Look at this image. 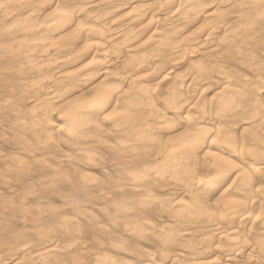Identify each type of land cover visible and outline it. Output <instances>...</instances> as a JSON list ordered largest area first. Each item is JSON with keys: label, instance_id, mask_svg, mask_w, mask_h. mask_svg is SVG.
<instances>
[{"label": "bare ground", "instance_id": "6f19581e", "mask_svg": "<svg viewBox=\"0 0 264 264\" xmlns=\"http://www.w3.org/2000/svg\"><path fill=\"white\" fill-rule=\"evenodd\" d=\"M45 1L47 3H45ZM43 2L44 4H48V2H50L51 5L55 4L56 7L53 10L49 11L47 14L44 13L45 15H42V12L44 11L43 8L45 6ZM129 7L133 8L131 13H128L127 15H120V13L124 9ZM198 21L200 22V25L198 26H200L203 35L200 34L201 32L197 33L198 35H194V33L192 34L190 31ZM189 31L190 33H188ZM256 44L262 45V47L264 45V0H0V61L3 60L2 62H4V65L0 66V92L1 94H3L2 92H4V95H7L6 97L11 99H14L16 97L21 99L23 96H29L33 99V105H39L41 108L46 110V108H50V106H54V104L58 102H56L55 100L56 96H61V94L65 93L67 89L73 88L86 81L87 79L91 80L93 77L99 76L101 82L99 83V86H97L100 87V91H97L91 96V98H88V100H81L78 102L76 101V103L73 102L71 104L66 103V105L62 109V115H60V117L56 119L58 124L60 125L57 126L58 131L61 133L62 130H66V133H68V136H70L69 138H71L75 142L77 140L78 142L81 141V139L79 140L80 133L85 132V130H88V132L94 131L96 132V135H110V133H113L112 130L118 133L128 131V137L124 138L123 140L131 137L134 141L132 143L133 145L134 143H136L139 146L142 145L141 148L144 147L145 150H153V152H151L155 155H152L154 158L150 162H143L142 164H140V167L138 169H135L133 165V168L135 170L133 169L128 171L133 172L131 178H133L134 175L136 177L138 176L140 177L139 181L140 179H142V182L145 181L146 178H149L151 174H153L154 178L157 175L160 181L163 180L167 182V184H169L166 187L164 186L159 188L158 195L156 194V196L152 197L151 200L149 197H151L152 192L149 188L153 189L156 185L152 187L147 186L149 191H143L145 194L142 193V196L146 195V203L148 206V201H151L152 206H155L154 203L159 202L160 200L163 204L165 203L163 205L159 202V204L161 205V210L166 205V210L168 208V211L172 213H170L169 215H173L174 217L173 218L169 216V218H172V220L174 219V222L169 219L171 220L170 222H172V224H167L165 222H162L161 220L159 221L165 223V226L163 227H169L168 230L170 231L171 229L173 231L171 239H165L166 241H163V239L165 238L163 235H160V233L158 235L156 233H153L154 235L156 234L157 237H164L163 239L161 238V243L159 241V245L163 244L164 246H167V249H161L162 252L163 250H166L167 252L166 254L165 252H163L165 255L162 254L164 259L169 260V258L171 257V262H169L170 264H264V102H262V100L264 101V77H262L264 72H261V70L264 68L261 69V67H259L261 65V62L260 65L258 62H255V64L258 63V66L256 67L257 64L255 65L257 69L254 67V55H257L254 54V51L257 49ZM226 47L231 48V54H228V57H230L234 53L235 55L233 56H236L235 59H238L239 62L244 64L245 67L250 70L248 73L241 74L242 71H246L247 69H241L243 66H240L239 64L237 65H239L240 68H230V70L232 69L233 71L234 69L237 72L232 74L227 73L229 67L226 68L227 71L224 72L223 70L225 69L223 68L222 70V65L219 64V62L223 64V66L225 64L223 63V60H221L222 57L219 62L217 61L221 68L217 65V62L216 65L207 62L209 61L207 59L208 55L214 54L217 51L221 52L220 50L227 49ZM258 49L262 50L264 49V47H260ZM258 49L255 53H257V51L260 52V50ZM263 52L264 51L262 50V53ZM199 55L203 56L202 60L204 59V55H206V62L201 61V66L198 65L200 62L191 61L189 67L184 70V73L182 71L183 74L180 76L178 75L180 78L176 76L178 78L177 79L172 76V74L181 67L183 61L186 62L192 60L195 56ZM216 58L219 59L220 57ZM231 58L233 57H230V59ZM214 60L212 59L213 62ZM233 60L229 62L227 61L226 63H234ZM225 61L226 60H224V62ZM195 62L197 63V68L195 66ZM212 65L215 67H213ZM232 65L229 66L231 67ZM234 65L237 66L236 64ZM193 66L195 68H193ZM112 67H115L116 69L114 68L113 70H111ZM258 67L261 70H259ZM262 67H264V62L262 64ZM259 71L262 75L258 74ZM249 73H254L255 75H252H254L256 79H250L251 75L249 76ZM171 76L172 80L170 79ZM173 77L175 79H173ZM220 78L224 81L223 83H221L222 81L220 82ZM252 81L254 82L252 83ZM199 84H201V86L203 87L201 91H199ZM122 91L124 93L121 94ZM209 96H212L210 101L208 100ZM182 98L185 102H183L184 105L176 107L177 102L176 104H174V99L182 100ZM1 100L2 99H0V101ZM21 100H23V98ZM181 100L180 103L182 102ZM207 100L209 101V105L207 103ZM17 103L21 104V101H17ZM20 104L18 105V107L20 106ZM161 104L170 106V108L168 109V107H166L167 110L164 111L162 110ZM33 105L32 107L35 106ZM14 106L16 108V104H13V107ZM118 107L122 109L123 113L120 111L119 112L123 114V117L121 120H119L120 117H118V122L111 125L113 129L111 130L110 128L109 130V128L107 129L106 123L108 118L107 115L104 116V114L109 109H117ZM35 112L33 114H35ZM41 113H43V111ZM47 113H49L48 110ZM132 114L136 115V119L132 120L133 117L130 118ZM38 115L41 114L39 113ZM2 116L3 115H1V117ZM116 116H118V114ZM18 118L15 120L19 121ZM50 118L51 116L49 117L48 115L43 114V122L39 126V131H55L54 129L56 125L54 124V122L56 121L53 120V122ZM235 119L238 120V123H236L235 125L232 124L231 126L229 123H231ZM37 121L38 123H40L39 120ZM114 121L116 120H113V122ZM151 123L159 125H155L158 128L152 127L153 124L151 125ZM25 124L21 125L20 129H22V133H24L26 137H29L31 133V126H27ZM243 125H248L249 127L246 129L243 128ZM10 128L12 129V127ZM16 129H19V127H17ZM83 134L85 135L81 134V138L83 136H90L87 133ZM57 136L59 135L57 134ZM118 136L120 135L118 134ZM124 136L126 135L124 134ZM168 136L170 137L167 138ZM107 137L110 138V136ZM42 138H44V136ZM49 138L50 136L47 138V140H49ZM88 138L90 139V137ZM85 139L87 138H83V140ZM47 140L45 139V144L49 142ZM100 140L98 139L97 142H105ZM27 142L29 143V141H26V143ZM82 142L80 143L81 145L83 144ZM122 144L121 146L124 145ZM26 145L27 144H25V147L22 148L24 149V152L29 153L28 147ZM154 149L158 151L157 154L154 153L156 152L154 151ZM87 150L89 149L87 148L86 151ZM91 150L92 149L90 148V151ZM102 150L104 149L102 148ZM132 150L134 152V149ZM133 155L135 154L133 153ZM144 156L141 157L142 160ZM0 157L2 158L3 156ZM25 159H23L22 163H24ZM4 160L5 159L2 158V161ZM28 160L29 157L27 160H25V169L28 167ZM13 162L11 164H13ZM135 162L136 161H134V163ZM137 163L139 162L137 161ZM88 164H90L89 161ZM6 165L9 164H5V166ZM13 165L16 166L15 164ZM1 166L3 167L2 163ZM199 166L202 168L201 171H198L197 169L198 172H194V169ZM129 167L132 168L131 166ZM6 169L8 170V167ZM16 169L19 172L20 166ZM3 170L5 171V169ZM9 171L10 169L7 172ZM24 171L26 172V170ZM48 172L51 173L50 170H48ZM6 175H8V173ZM10 176L8 179L10 180V182H12ZM2 177L3 176H1V179ZM6 177L7 176L3 178ZM25 177L27 178V176H25L24 174V178ZM72 177L74 179V176ZM231 178H233V182L228 184ZM14 179L16 180L17 177ZM14 179L13 181H15ZM18 180H16L15 182H17ZM155 180L153 182H156ZM3 181L4 180L2 179L1 182ZM6 181L8 182V180ZM63 181H65L66 183L67 180ZM141 181L139 182L140 184ZM171 181H173L172 183H174L173 187L170 184ZM135 182L137 181L135 180ZM5 183L6 182H4V184ZM11 185L13 184L10 183V186ZM49 185L53 184L50 183ZM16 186L18 187L19 185L16 184ZM26 186L27 185H25L24 188ZM5 187H7V185ZM14 187L15 186H13L12 189H14ZM0 188H2L1 185ZM26 188H28V186ZM26 191L27 190H25V192ZM31 192L32 191L30 190V193ZM21 194L23 195V193ZM114 195H117V193H114ZM3 196L5 201V198L7 197H5V194H3ZM13 196L15 197V195ZM27 196L29 197V193ZM179 196H183V198L181 197V199H178ZM155 197L158 200H154ZM0 198L2 199V197ZM69 198L70 197H68V199ZM108 198L111 199L112 197L108 196ZM113 198L119 199L120 197L116 198L115 196H113ZM21 199L24 200L25 198ZM175 199H177V201L174 202L173 200ZM12 200H16V198H13ZM18 200H20V198ZM78 200L82 199L78 198ZM11 201L9 204H11ZM122 201L118 202L122 203ZM132 201L134 202V200ZM80 202L73 203H77L78 206V203ZM0 204L2 205L1 201ZM9 204L4 205H7L6 207L8 208ZM26 204L28 205V200ZM123 204H126V202L122 203V205ZM36 205L34 204V206ZM39 205H42V202H40ZM144 205H142L140 208H142ZM79 206L81 207L80 204ZM115 206H117V203ZM4 207L2 208L5 209L6 207ZM33 207L31 206V209ZM40 207L42 209L44 206ZM80 207L78 209L76 207L75 209H73H77L79 212H83L82 208ZM11 209L12 208H9V210L12 212L13 210ZM15 209L19 210L18 208ZM38 209L42 211L39 206ZM143 209L145 208L143 207ZM2 210L0 208V212ZM51 210L53 213L55 212L53 211L55 209ZM84 210L85 212L87 211L85 208ZM128 210L126 212H128ZM25 211L26 209L24 208L21 212L24 213ZM59 211H61V208ZM76 211L72 210V212H74L73 214H75ZM113 211H117V208ZM123 211L125 210L123 209ZM117 212L119 214V211ZM130 212L132 213L133 210H131ZM10 213L8 214L9 216ZM57 213L59 212L57 211ZM89 213L91 214V212ZM44 214L46 215V213H43V215ZM61 214H59V219L62 218V221H59V223L66 226L69 224L71 225L74 219H68V217H71L70 215L67 218L66 216L62 217ZM8 215L6 216L8 217ZM29 215L31 216V213ZM82 215L84 216L85 214ZM2 216H0L1 220L2 218L4 219V217ZM117 216L120 217L119 215ZM117 216L115 215L116 218ZM31 217H33V215ZM73 217H75V215ZM137 217H139V215ZM140 218L142 217L140 216ZM112 219L115 218L113 217ZM135 219H132L134 220V223L136 222L132 225H139L140 222L137 219L135 221ZM54 220L52 224L56 222ZM46 221H44V224ZM76 221L74 220L73 222ZM137 221L139 223H137ZM13 222L15 221L13 220ZM33 222L35 221L33 220ZM33 222H30V224H34ZM114 222L116 221L114 220ZM16 223L17 225H20L18 224V222ZM130 223H132V221ZM143 224L145 223L143 222ZM143 224H140L141 227H145L142 226ZM47 225L50 224L47 223ZM62 225H59L60 227L58 226L59 229H62ZM147 225L148 224L146 223V227L144 229L139 228V226L137 227V225L136 227H132L135 229L139 228L138 230H145L149 226ZM73 226L77 227L76 224ZM73 226L71 227L73 228ZM100 227L97 228L101 230ZM21 228L22 231H24L23 225ZM26 228L25 230H27ZM102 228H105V226H102ZM154 228L156 227L152 226V230L148 228L147 229L153 232ZM18 229H20V227ZM9 230L10 229L8 225L0 222V244L1 241H4L3 235L11 233L12 230ZM13 230L15 231L16 229ZM41 230L44 231L43 229ZM83 230H85L87 234L88 229ZM104 230L103 233L106 232L107 228H105ZM67 231L69 232V229ZM130 231L128 232L132 234ZM140 231L136 232V234H139ZM146 231L147 230H145V232ZM164 231L166 232V230ZM169 231L167 233H169ZM109 232L108 234L105 233L106 235L104 236H108ZM111 232L113 231L111 230ZM151 232L150 234H152ZM15 233H11V236H8V239L10 240L12 235H14ZM18 234L16 235L19 237ZM111 234L112 233H110V235ZM95 235L97 234L95 233ZM78 236H80V233L79 235H77V237ZM38 237H40V235ZM69 237L71 238L72 235H69ZM29 238H26V240ZM65 238L67 237L65 236L64 239ZM96 238L100 237L96 236ZM16 239L18 241V238ZM78 239H80V237ZM153 239H155V237ZM11 241L12 240H10V242ZM38 241L40 240L38 239ZM70 241L71 240H69V242ZM74 241L78 240L76 239ZM74 241L72 242L73 245H69L66 240L68 244H63L65 246L61 247L58 245V242L56 243L53 240L45 239L44 244L46 245L41 246V242H38L40 244L39 247H37L38 249L32 250L31 252H29L28 249H25L24 245L20 244L22 242H20L19 245L21 246L19 248H13L14 246H12L13 251L15 252L13 253L12 260L14 264H52L50 263L51 261L56 263V260H51L50 262L48 261L49 263H47V260H49V257L54 256L58 250L59 253L57 254H60L61 249L64 250V252H68L71 248H74ZM109 241L113 242L111 239H109ZM32 242H29L31 243L30 247L31 245L35 244V241L34 243ZM114 242L112 244H115ZM183 242H185L186 244H184L185 247H181L179 250H177L176 246H181V243ZM187 242L192 243H189L190 245H187ZM106 243L108 245L110 244L109 242H105V244ZM120 243L122 242L120 241ZM95 244H93L92 246H94ZM116 244L118 245L119 243L117 242ZM98 245L99 244H97V246ZM163 245L161 246L163 247ZM158 246L156 247L158 248ZM22 247L25 250L21 249ZM88 247L89 246L80 243L76 248L83 253L84 251H87L89 249ZM135 247L136 246H134V248ZM3 248L5 249V247ZM12 248H6L7 250H10L6 252L11 253ZM120 249L122 250V247ZM119 250L117 249V251ZM108 251L109 250H107V252ZM6 252L1 251L0 264H11L9 262L11 260L6 257L8 255ZM93 252L94 251L89 252V254H93ZM177 252V255L170 256L171 254L173 255ZM94 253L95 254L93 259L95 260L96 264H160L155 262V259L151 257L147 258L146 260L143 259V262H139L138 259V261L134 259L135 257L133 259H126L122 256V258L125 259H118L115 255V257L107 256L109 254L106 255V253L103 252L102 255L99 252L98 247L96 248ZM125 254L128 253L125 252ZM10 255H12V253ZM75 255L73 254V256ZM111 255H113V253ZM146 257L144 256V258ZM52 258H59V262L61 261L60 256L58 258H55V256ZM75 258L72 259V256L71 258L69 256V259L75 260ZM83 260H85L86 262L87 259L83 258ZM89 260L90 258H88V261ZM77 261H70V263L75 264L78 263ZM95 262L93 264H95ZM60 264H63L62 261ZM64 264H66V262H64Z\"/></svg>", "mask_w": 264, "mask_h": 264}, {"label": "rangeland", "instance_id": "374dc122", "mask_svg": "<svg viewBox=\"0 0 264 264\" xmlns=\"http://www.w3.org/2000/svg\"><path fill=\"white\" fill-rule=\"evenodd\" d=\"M45 3H47L46 1H45ZM50 2H48V4H44V2H43V4L46 6H44V8H43V12H42V15L45 13V14H47L49 11H51V10H53L56 6H55V4H53V5H51V3L49 4ZM132 9L133 8H131V7H129V8H126V9H124L121 13H120V15H124V14H128V13H131L132 12ZM44 14V15H45ZM199 22V21H198ZM197 22V24H195L194 26H193V28H191V33L193 34L194 33V35H198L197 33H200L201 35H203V33H202V31H201V29H200V26H198V25H200V22L198 23ZM190 31L188 32V33H190ZM196 33V34H195ZM257 45V44H256ZM263 48L264 47V45H263V47H262V45H257V49L258 48ZM227 48V47H226ZM229 49V50H228ZM256 49V50H257ZM231 48H227V49H224V50H220L221 52H219V51H217V52H215L214 54H211V55H213V56H211V55H208L207 56V59L209 60V61H207V62H210V63H213V65H216V62L218 61L219 62V60L221 59V57H222V59L221 60H223V63H225L224 64V66H223V64H221L220 62H219V64L220 65H222V70H223V68L225 69V70H223L224 72H226L227 71V69L226 68H228L229 67V70H230V68H240V66H243L241 69H247L246 71H242V70H240V71H242L241 72V74H246V73H248L250 70H248V68L247 67H245V65L244 64H242L241 62H239V60L238 59H235L236 58V56H233V55H235L234 53L230 56V57H233V58H231L230 59V57H228L230 54H231ZM256 50L254 51V54H257V55H254V67H255V65H256V67L258 66V63H259V65H260V62H261V65L259 66V67H261V69L262 68H264V67H262V64H263V62H264V52L262 53V50L264 51V49H262V50H260V49H258V50H260V52H258L257 51V53H255L256 52ZM222 51H223V53H222ZM225 51V52H224ZM229 51H230V53H229ZM218 52H219V54H218ZM226 52H227V55H226ZM246 53H248V52H246ZM260 53V54H259ZM226 56H225V55ZM229 54V55H228ZM245 54V53H244ZM258 54H259V56H258ZM263 54V55H262ZM215 55H217V56H215ZM206 55H204V59L202 60V58H203V56H201V55H199V56H195L192 60H189V61H186V62H184L183 61V63L181 64V67L178 69V70H176L173 74H172V76H174L175 78H177L176 76H180V75H182L183 73H184V70L186 69V68H188L189 67V64H190V62L191 61H197V62H200L198 65H200L201 66V61L203 62V61H205L206 62V57H205ZM211 56V57H210ZM214 56H215V58H214ZM225 56V57H224ZM258 56V57H257ZM216 57H220L219 59L218 58H216ZM261 57V58H260ZM225 58V59H224ZM258 58V59H257ZM260 58V59H259ZM212 59L214 60V62L212 61ZM230 59V60H229ZM236 60V61H234V60ZM198 60H200V61H198ZM224 60H226L225 62H224ZM231 60H233V62L234 63H232V62H230V64L229 63H226L227 61L229 62V61H231ZM257 60V61H256ZM259 60V61H258ZM260 60H262V61H260ZM3 60H1L0 62V66H2V65H4V62H2ZM170 61V60H169ZM218 62H217V65L220 67V65L218 64ZM235 62H238V63H235ZM255 62H258V63H256L255 64ZM196 63V62H195ZM233 65H232V64ZM234 64H239V65H237V66H235ZM212 65V66H213ZM228 65V66H227ZM229 65H232L231 67L229 66ZM191 66V65H190ZM196 68H197V63H196ZM226 66V67H225ZM247 66V65H246ZM116 67V66H115ZM115 67H112L111 68V70H113ZM211 67V66H210ZM209 67V68H210ZM213 67H215V66H213ZM253 67V68H254ZM255 67V68H256ZM258 67V68H259ZM193 68H195L194 66H193ZM200 68V67H199ZM221 68V67H220ZM254 68V69H255ZM116 69V68H115ZM233 69V71H232V69L230 70V71H232V72H230L229 70L227 71V73H229V74H232V73H235V72H237V71H235ZM257 69V68H256ZM260 68H259V70H261ZM238 70V69H237ZM263 70V71H262ZM261 70V72L263 73L264 72V69H262ZM182 71H183V73H182ZM239 71V70H238ZM258 72V71H257ZM261 72L259 71V73L258 74H261ZM163 73V72H162ZM164 73H166V72H164ZM180 73V74H179ZM240 73V72H239ZM252 74H254V73H252ZM252 74H250L249 73V76H250V79H252L253 80V78H255L256 79V77L254 76V75H252ZM262 75V74H261ZM260 75V76H261ZM172 76H171V80H172ZM178 76V77H179ZM173 77V79H175ZM262 77H264V74L262 75ZM180 78V77H179ZM92 79H94V80H92ZM91 80L90 79H87L86 81H84V82H82L81 84H79V85H77V86H75V87H73V88H70V89H67V91H65V93H62L61 94V96L60 95H58V96H56V102L57 103H55L54 104V106L55 105H57V106H50V108L48 107V108H46V110L45 109H43V108H41L39 105H33V99L31 98V97H26V96H23L22 98H23V100H21L20 98H18V97H16V98H14V99H11V98H8V97H6L5 95H4V92H2L3 94H1V92H0V94H1V98L0 99H2L1 101H0V106H4V107H0V117H1V115H3L1 118H0V156H3L2 158L3 159H5L4 161H2V158L0 157V160H1V162H0V168H1V170H0V172H1V175H0V185H1V187L2 188H0V197H2V199L0 198V201L2 202V205L0 206V208H1V210L3 209L2 207H6L9 203H10V201L14 198H16V200H12L11 201V204H9V206H8V208L6 207H4L5 209H3L0 213H1V215L0 216H2V215H4V214H6V215H8L11 211L9 210V208H12L11 210H13L14 211V209L15 208H18L19 210H17V209H15V211H14V214H13V211L10 213V216L8 215V217L6 216V215H4V216H2V217H4V219H5V221H4V219L2 218V220H1V217H0V222L1 223H3V224H5V225H8V227H9V231H11V233L13 234V232L15 233V231H16V233L14 234V235H12V239L10 238V240H12L11 242H10V240L8 239L10 236H11V233H7V235L6 234H4L3 235V237H4V241L2 242L1 241V244H0V248L1 249H3V250H1L0 249V253H1V251L2 252H6V251H10V250H7V249H11L12 248V246H14L13 248H19L21 245H19V243L20 242H22V243H20V244H22V245H24V248L25 249H28L29 250V252H31L32 250H37L38 248L37 247H39V245L41 244V246H44V245H46V244H44V240L46 239V240H48V239H50V240H53L54 242H58V245L59 246H61V247H64L65 245H63V244H68L69 243V245H73V241L74 240H78V241H74V244H75V246L77 247V246H79V244L81 243V244H84V245H87V246H89L88 248V252L87 251H84L83 253L81 252V251H79L75 246H74V248H76V249H74V248H71L68 252H64V250H62L61 249V252H60V254H57V253H59V250L57 251V253L54 255L55 256V258L57 257H59L60 256V260L62 261V263L64 264V262H66V264H71L70 263V261H77L78 263L80 262L81 264H82V262H83V264H93L94 262H95V260L93 259L94 258V252H95V250H96V248L98 247V249H99V252L103 255V253H106V255L107 254H109V255H107V256H117V258L118 259H133L134 257V259L135 260H139V262L141 261V262H143V259L144 260H146L147 258H153V259H155V262H157V263H160V264H170L169 262H171V257L169 258V260L168 259H164V257H163V255H165L167 252H166V250H163V252H165V254L162 252V250L161 249H167V246H164L163 244H161V245H163V247L161 246V245H159V241L161 240V238L163 239L164 237V239H163V241L166 239V240H169V239H171L172 238V234H173V231L170 229V231H171V233H170V231L168 230L169 229V227L167 228V227H163V226H165V223H167V224H172V222H170L171 220H172V218H169V216H171V217H173V215H169L171 212L170 211H168V208H167V210H166V205H165V207L164 208H162V210H161V208H160V204L162 203L160 200H159V202H160V204H159V202H156V203H154V205L155 206H152V202L150 201H148V203H149V206L147 205V198H146V195H144V196H142V193L143 194H145L144 192H146V191H149V189H150V191L152 192L151 194L153 195V194H155V195H151V197H149L150 198V200L152 199V197H154V196H156V194L158 195V191H159V188H161V187H166L167 185H169V184H167V182H165V181H163V180H159V178H158V176L156 175L155 176V178L153 177V174H151L150 176H149V178H144L145 179V181H141L142 179H140V181H141V184L139 183L140 181H139V178L140 177H136L135 175V177L133 176V178H131L132 177V174H133V172H131V171H128V170H133L134 168L135 169H138L139 167H140V164H142L143 162L144 163H148V162H150L154 157V155L155 154H153L152 152H153V150H150V149H147V150H145L144 149V147L143 148H141L142 147V145L141 146H139V145H137L136 143H134V145L132 144L134 141H133V139L131 138V137H129V138H127L126 140H123L124 138H126V137H128L127 135H128V131H126V132H123L126 136H124V134L123 133H118V132H116V131H113L112 129H113V127H111V125H113V124H115L116 122H118V117H120L119 118V120H121L122 119V117H123V112H122V109L120 108V107H118L117 109H115V108H111V109H109L107 112H105V114H104V116H106L107 115V121H106V123H107V129L109 128V130H110V128H111V130H112V134L110 133V135H106V134H101V135H96V132H94V131H89L88 132V130H85V132H83V133H87V134H89L90 136H83L82 138H81V134L82 135H85V134H83V133H80V138H79V140L81 139V141H79L78 142V140L75 142V141H73L71 138H69L70 136H68V133H66V130H62L61 131V133L58 131V128H57V126H60L59 124H58V122H57V118H59L60 117V115H62L61 114V112H62V109L64 108V106L66 105V103L68 104V103H76V101L78 102V101H81V100H88V98H91V96L93 95V94H95L97 91H100L101 89H100V87H98L99 86V83L101 82V79H100V77L98 76V77H93ZM178 79V78H177ZM90 80V81H89ZM222 81V82H221ZM220 82L221 83H223L224 81L220 78ZM254 81H252V83H253ZM98 85V86H97ZM165 85V84H164ZM167 85V84H166ZM200 85V89H199V87H198V89H199V91H201L202 89H203V87L201 86V84H199ZM79 86V87H78ZM96 87H98V88H96ZM126 88V87H125ZM122 93H124L123 91L121 92V94ZM64 95V96H63ZM4 99H3V98ZM211 97L212 96H209V98H208V100L210 101L211 100ZM6 99V100H5ZM7 99H9V100H7ZM17 99H19L20 101H21V104L20 103H17V101L18 102H20L19 100H17ZM28 99V100H27ZM32 99V100H31ZM184 99H186V98H184ZM14 100H15V102H14ZM17 100V101H16ZM31 100V101H30ZM180 100L181 99H174V104H176V102H177V106L176 105H174V106H176V107H180V105L182 106V105H184V100H183V98H182V102L180 103ZM207 100V103H208V105H209V101ZM12 101H13V103H12ZM25 101H27V102H25ZM3 102H4V104H3ZM7 102V103H6ZM24 102V103H23ZM29 102V103H28ZM32 104H31V103ZM184 102V103H183ZM262 102H264L263 100H262ZM7 104V106H6V104ZM13 104L15 105L16 104V108H15V106L13 107ZM20 104V106L18 107V105ZM23 104V105H22ZM32 105L34 106V107H32ZM207 105V104H206ZM59 106V107H58ZM8 107V108H7ZM32 107V108H31ZM53 107V108H52ZM62 107V108H61ZM161 107H162V110H167V108L166 107H168V109L170 108V106H167V105H165V104H161ZM10 108V109H9ZM52 108V109H51ZM56 108V109H55ZM119 108H120V110H119ZM8 109H9V111H8ZM40 112H39V111ZM47 110H48V112L49 113H47ZM61 110V111H60ZM115 110H117V111H115ZM13 111V112H12ZM36 111V112H35ZM38 111V112H37ZM43 111V113H41ZM44 111H45V113H44ZM59 111H60V113H59ZM122 112V113H120V112ZM35 112V114H33ZM112 112H114V113H112ZM41 114V115H38V114ZM59 113V114H58ZM111 113V114H110ZM23 114V115H22ZM43 114L45 115H48L49 117L51 116V118L50 119H52V121L54 120V121H56V122H54V124L56 125V127H55V131H53V132H41V131H39L38 129L40 128L39 126H40V124H42V122H43ZM118 114V116H116ZM125 114V113H124ZM11 115V116H10ZM22 115V116H21ZM35 115V116H34ZM109 116V117H108ZM135 114H132L131 116H130V118H132V120H134V119H136L135 118ZM19 117V118H18ZM102 117H103V115H102ZM18 118V120L19 121H17V120H15V119H17ZM22 118V119H21ZM30 118V119H29ZM33 118V119H32ZM115 118H117V119H115ZM8 119V120H7ZM12 119H14V120H12ZM26 119V120H25ZM28 119V120H27ZM31 119H32V121H31ZM35 119H37V120H39V122L40 123H38V121L37 120H35ZM42 119V120H41ZM3 120V121H2ZM7 120V121H6ZM12 120V121H11ZM21 120H23V121H21ZM35 120V121H34ZM41 120V121H40ZM113 120H116V121H114L113 122ZM2 121V122H1ZM5 121H6V123H5ZM10 123H9V122ZM25 121V122H24ZM10 124V125H12V126H10L8 123ZM25 124V125H27V126H31L30 127V129H31V133H30V135H29V137H26L25 135H24V133H22L23 131H22V129H20V126L21 125H23V124ZM28 123H29V125H28ZM35 123H37V124H35ZM57 123V124H56ZM236 123H238V120L237 119H235V120H233L231 123H229L231 126H232V124L233 125H235ZM2 124V125H1ZM15 124H16V126L17 127H19V129H16L17 127L15 126ZM18 124V125H17ZM154 126H153V125ZM37 127H36V126ZM54 125V126H55ZM109 125V126H108ZM151 125H152V127H156V126H159V125H156V124H154V123H151ZM156 125V126H155ZM12 127V129L10 128V127ZM15 127V128H14ZM249 126L248 125H243V128H248ZM8 128V129H7ZM156 128H158V127H156ZM243 128H241V129H243ZM16 130V131H15ZM34 130H36V131H34ZM20 131V132H19ZM37 131H39V132H37ZM87 131V132H86ZM241 131V130H240ZM248 131V130H247ZM111 132V131H110ZM9 133H10V135H9ZM12 133V134H11ZM35 133V134H34ZM45 133V134H44ZM60 133V134H59ZM65 133V134H64ZM94 133H95V135H94ZM127 133V134H126ZM236 133H237V131H236ZM238 133H239V131H238ZM42 134V135H41ZM57 134L59 135V136H57ZM67 134V135H66ZM93 134V135H92ZM118 134L120 135V136H118ZM245 134H248V133H245ZM36 135V136H35ZM41 135V136H40ZM45 135H46V137H45ZM64 135V136H63ZM122 135V136H121ZM4 138H3V137ZM44 136V138H42ZM50 136V138H49V140H47V138ZM68 136V137H67ZM93 136H94V138H93ZM107 136H110V138L109 137H107ZM114 136V137H113ZM124 136V137H123ZM8 137V138H7ZM34 137V138H33ZM88 137H90V139L88 138ZM106 137V138H105ZM118 137H119V139H118ZM170 136H168L167 138H169ZM10 138V139H9ZM83 138H87V139H85V140H87L88 141V144H87V141H85V140H83ZM93 138V139H92ZM107 138H108V140H107ZM117 138V139H116ZM37 139V140H36ZM41 139V140H40ZM45 139L47 140V141H49L47 144H45ZM51 139V140H50ZM70 139H71V141H70ZM100 140V141H105V142H97V140ZM132 139V140H131ZM5 140V141H4ZM14 140V141H13ZM35 140V141H34ZM69 140V141H68ZM129 140V141H128ZM9 141V142H8ZM12 141V142H11ZM26 141H29V143L27 142L26 143ZM67 141V142H66ZM82 141H84V142H82ZM92 141H94V142H92ZM127 143H126V142ZM132 141V142H131ZM4 142H5V144H4ZM17 144H16V143ZM25 142V143H24ZM36 142V143H35ZM41 142V143H40ZM53 142V143H52ZM70 143V145H69V143ZM78 142V143H77ZM83 143L82 145L80 144V143ZM92 142V143H91ZM97 142V143H96ZM118 142H119V144L121 143H123L122 145L123 146H121V144L119 145L118 144ZM130 142V143H129ZM38 143V144H37ZM72 143V144H71ZM90 143V144H89ZM96 143V144H95ZM110 143V144H109ZM117 143V144H116ZM7 144V145H6ZM12 144V145H11ZM23 146H22V145ZM25 144H27L26 146L28 147V152L30 153H26V152H24V149L22 148V147H25ZM31 146H30V145ZM49 144H51V145H49ZM79 144V145H78ZM87 145V146H85V145ZM105 144V145H104ZM116 144V145H115ZM128 144V145H127ZM165 145V144H164ZM46 146V147H45ZM77 146V147H76ZM84 146V147H83ZM158 146V145H157ZM45 147V148H44ZM48 147V148H47ZM78 147H79V149H78ZM93 147V148H92ZM105 147V148H104ZM113 147V148H112ZM135 147V148H134ZM89 149V150H87L86 151V149ZM90 148L92 149L91 151H90ZM100 150H99V149ZM102 148L104 149V150H102ZM149 148V147H148ZM16 149H18V150H16ZM23 149V150H22ZM78 149V150H77ZM132 149H134V152H133V150ZM137 149H139V150H137ZM143 149V150H142ZM37 152H36V151ZM38 150H39V152H38ZM42 150V151H41ZM81 150V151H80ZM132 150V151H131ZM8 151V152H7ZM32 151V152H31ZM83 151H85V152H83ZM104 151V152H103ZM147 151H150V152H147ZM152 151V152H151ZM154 151H156L155 149H154ZM21 152V153H20ZM24 152V153H23ZM33 152H35V153H33ZM79 152V153H78ZM91 152H92V154H91ZM130 152H131V154H130ZM139 152V153H138ZM146 152V153H145ZM3 153V154H2ZM32 153V154H31ZM88 153V154H87ZM104 153V154H103ZM133 153L135 154V155H133ZM150 153V154H149ZM154 153H158V151H156V152H154ZM160 153V152H159ZM22 154V155H21ZM29 155V156H27V155ZM67 154V155H66ZM69 154V155H68ZM71 154V155H70ZM79 154V155H78ZM95 154V155H94ZM145 156H144V155ZM20 155V156H19ZM26 155V156H25ZM43 155V156H42ZM67 157H66V156ZM129 155H132V156H129ZM138 155V156H137ZM151 155V156H150ZM153 155V156H152ZM40 156V157H39ZM92 156V157H91ZM137 156V157H136ZM142 156H144L143 157V160H142ZM146 156H147V158H146ZM5 157V158H4ZM15 159H14V158ZM28 157H29V160H28V162H29V164H28V167L25 169V160H27L28 159ZM46 157V158H45ZM76 157V158H75ZM99 157V158H98ZM138 157H140V158H138ZM12 158V159H11ZM26 158V159H25ZM40 158H41V160L42 159H44V160H40ZM144 158H145V160H144ZM148 158H151V159H148ZM22 159V160H21ZM23 159H25L24 160V163H22V161H23ZM69 161H68V160ZM130 159V160H129ZM147 159V160H146ZM7 160V161H6ZM16 160V161H15ZM79 160V161H78ZM8 161H10V162H8ZM13 162V164H15L16 166H14L13 164H11L12 162ZM20 161V162H19ZM41 161V162H40ZM81 161H83V162H81ZM88 161H89V163L90 164H88ZM91 161V162H90ZM133 161V162H132ZM134 161H136L135 163H134ZM137 161L139 162V163H137ZM147 161V162H146ZM5 162H7V163H5ZM75 162H76V164H75ZM128 162H130V163H128ZM1 163H2V165H3V167L1 166ZM78 163H80V164H78ZM123 163V164H122ZM5 164H9V165H6L7 167H8V170L10 169V171L9 172H7L8 170L6 169L7 167L5 166ZM38 164H40V165H38ZM135 164H136V166H135ZM139 164V165H138ZM126 165H128V166H126ZM133 165H134V168H133ZM12 166V167H11ZM20 166V170H19V172L17 171V169L16 168H18ZM31 166V167H30ZM46 168H45V167ZM120 166V167H119ZM122 166V167H121ZM129 166H131L132 168H130ZM13 167H14V169H13ZM16 167V168H15ZM43 167V168H42ZM73 168V169H72ZM76 168H77V170H76ZM122 168V169H121ZM3 169H5V171L3 170ZM47 169V170H46ZM81 169V170H80ZM134 169V170H135ZM195 169H196V171H195ZM194 169V172H198V171H201V167L199 166V167H197V168H195ZM197 169H198V171H197ZM3 170V171H2ZM12 170V171H11ZM24 170H26V172L24 171ZM48 170H50L51 171V173H49L48 172ZM120 170H122V171H120ZM16 171V172H15ZM23 171V172H22ZM79 173H78V172ZM127 173H126V172ZM15 172V173H14ZM40 172V173H39ZM43 172V173H42ZM122 172H124V173H122ZM8 173V175L11 177L10 179L12 180V182H10V180L8 179L9 178V176L8 175H6ZM25 174V176H27V178H29V179H27L26 177V179L24 178V174ZM77 173V174H76ZM84 173V174H83ZM27 174V175H26ZM41 174V175H40ZM80 174H82V175H80ZM129 174H130V176H129ZM18 175H19V177H18ZM21 175H23V176H21ZM44 177H43V176ZM51 175V176H50ZM59 175V176H58ZM124 175V176H123ZM155 175V174H154ZM1 176H3V177H5V176H7L6 178H3L2 177V179L4 180L3 182H1L2 181V179H1ZM29 176V177H28ZM41 176V177H40ZM72 176H74V179H73V177ZM82 176V177H81ZM17 177V179L16 180H18V178H19V180L17 181V182H15L16 180L14 179V178H16ZM21 177V178H20ZM122 179H121V178ZM152 177H153V179L156 181V182H153L154 180L152 179ZM44 178H46V179H44ZM53 178V179H52ZM62 180H61V179ZM84 178H85V180H84ZM88 178V179H87ZM131 178V179H130ZM135 178V179H134ZM13 179L15 180V181H13ZM20 179H22V180H20ZM59 179V180H58ZM87 179V180H86ZM133 179V180H132ZM138 179V180H137ZM6 180H8V182L6 181ZM24 180V181H23ZM30 180V181H29ZM47 180H49V181H47ZM63 180H67L66 181V183H65V181H63ZM80 180V181H79ZM84 182H83V181ZM91 182H90V181ZM135 180L137 181V182H135ZM232 180V181H231ZM231 180L229 181V183L228 184H230L231 182H233V178H231ZM23 181V182H22ZM60 181V182H59ZM82 181V182H81ZM116 181V182H115ZM4 182H6V183H8V184H4ZM19 182V183H18ZM20 182H22L23 184H25V185H27L28 186V188H24V186L25 185H23L22 183H20ZM30 182V183H29ZM47 182V183H46ZM51 184H53V185H49L50 183ZM88 184H87V183ZM89 182H90V184H89ZM135 182V183H134ZM173 181H171L170 182V184L172 185V187H173V184L174 183H172ZM10 183L11 184H13V185H11L10 186ZM18 184L19 186L17 187L16 186V184ZM119 183V184H118ZM138 183V184H137ZM154 183H158L159 184V186H158V184H154ZM15 184V185H14ZM22 184V185H21ZM64 184H66V185H64ZM140 184V185H139ZM7 185V187H5V186ZM21 185V186H20ZM30 185V186H29ZM38 185H39V187H38ZM77 187H76V186ZM116 185V186H115ZM154 185H156V186H154ZM10 186V187H9ZM13 186H15L14 187V189H12L13 188ZM47 186H48V188H47ZM113 186V187H112ZM138 186V187H137ZM146 186V187H145ZM147 186L148 187H152V186H154V188H156V189H152V188H147ZM4 187V188H3ZM9 187V188H8ZM44 187V188H43ZM82 187V188H81ZM93 187V188H92ZM112 187V188H111ZM117 187V188H116ZM125 187V188H124ZM23 188V189H22ZM42 188V189H41ZM113 188H115V189H113ZM122 188V189H121ZM127 188V189H126ZM132 188V189H131ZM144 188H147V189H144ZM2 189H4V190H2ZM7 189H8V191H7ZM9 189H10V191H9ZM32 191L31 193H30V190ZM55 189V190H54ZM60 191H59V190ZM62 189V190H61ZM83 189V190H82ZM12 190V191H11ZM17 190V191H16ZM25 190H27L26 192H25ZM76 190V191H75ZM121 190V191H120ZM123 190V191H122ZM131 190V191H130ZM3 191V192H2ZM45 191V192H44ZM118 191V192H117ZM126 191V192H125ZM144 191V192H143ZM156 191V192H155ZM40 192V193H39ZM107 192H109V193H107ZM113 192V193H112ZM21 193H23V195L21 194ZM28 193H29V197L27 196L28 195ZM47 193V194H46ZM82 193V194H81ZM114 193L116 194L117 193V195H114ZM127 193V194H126ZM3 194H5V197H7V198H5V201H4V196H3ZM17 194V195H16ZM20 194V195H19ZM25 194H27V195H25ZM36 194V195H35ZM41 194V195H40ZM81 195V196H79V195ZM87 194V195H86ZM98 194H100V195H98ZM7 195V196H6ZM13 195H15V197L13 196ZM19 195V196H18ZM37 195H38V197H37ZM43 195V196H42ZM63 195V196H62ZM92 195V196H91ZM97 195V196H96ZM111 195V196H110ZM124 195V196H123ZM134 195V196H133ZM9 196V197H8ZM21 196H23V197H21ZM30 196H31V198H30ZM71 196H73V197H71ZM105 196V197H104ZM108 196L109 197H112L111 199H113V200H111V199H109L108 198ZM113 196H115L116 198H118V197H120L119 199H115V198H113ZM12 197V198H11ZM68 197H70L69 199H68ZM142 197V198H141ZM158 197V196H157ZM181 197L183 198V196H179V198L178 199H181ZM11 198V199H10ZM20 198V200H18ZM21 198H25L24 200L23 199H21ZM29 198H30V200H29ZM73 198V199H72ZM77 198V199H76ZM78 198L79 199H82V200H78ZM140 198V199H139ZM148 198V199H149ZM6 199H8V200H6ZM9 199H10V201H9ZM32 199H33V201H32ZM71 199V200H70ZM93 199V200H92ZM114 199H115V202H114ZM160 199V198H159ZM161 199H162V197H161ZM23 200V201H22ZM27 200H28V205L26 204L27 203ZM74 200V201H73ZM124 202H123V201ZM132 200H134V202L132 201ZM140 200H142V201H140ZM154 200H158L156 197L154 198ZM167 200H169V199H167ZM9 201V202H8ZM31 201V202H30ZM68 201V202H67ZM72 201V202H71ZM80 201H82V202H80ZM84 201V202H83ZM117 201V202H116ZM120 201H122V203H125L126 202V204H123L122 205V203H119ZM139 201V202H138ZM174 202L175 201H177V199H175V200H173ZM5 202V203H4ZM14 202V203H13ZM16 202H17V204H16ZM26 202V203H25ZM34 202V203H33ZM40 202H42V205H39L40 204ZM73 202H80V203H78V206H77V203H73ZM137 202V203H136ZM146 205V207H145V205L143 204V203ZM174 202H173V204H174ZM13 203V204H12ZM68 203V204H67ZM69 203H70V205H69ZM72 203V204H71ZM83 203V204H82ZM84 203H86V204H84ZM105 203V204H104ZM111 203V204H110ZM114 203V204H113ZM116 203H117V206H115L116 205ZM132 203V204H131ZM4 204H7V205H4ZM26 204V205H25ZM30 204V205H29ZM32 204V205H31ZM34 204L36 205V206H34ZM44 204V205H43ZM47 204V205H46ZM76 204V205H75ZM79 204L81 205V207L79 206ZM94 204V205H93ZM129 204V205H128ZM158 204V205H157ZM163 204V203H162ZM165 204V203H164ZM163 204V205H164ZM14 205V206H13ZM17 205H18V207H17ZM49 205V206H48ZM64 205V206H63ZM67 205V206H66ZM83 205H84V207H83ZM88 205V206H87ZM114 205V206H113ZM118 205H120V206H118ZM121 205H122V207H121ZM137 205V206H136ZM139 205V206H138ZM142 205H144L143 207L145 208V209H143V207L142 208H140ZM159 206V207H157V206ZM12 206V207H11ZM26 206V207H25ZM30 206V207H29ZM31 206L34 208H32L31 209ZM38 206H39V208L41 209V207L40 206H44L41 210L42 211H40L39 209H38ZM52 206H53V208H52ZM70 208H69V207ZM72 206H75L77 209L80 207V208H82V210H83V212L82 211H78L77 209V211L79 212V213H81V214H79L76 210H74L75 209V207H72ZM94 206V207H93ZM111 206H112V208H111ZM129 206H131V207H129ZM14 207V208H13ZM47 207H48V209H47ZM64 207V208H63ZM66 207H68V208H66ZM88 207V208H87ZM118 207H120V208H118ZM129 208V210H128V208ZM133 207H135V208H133ZM148 207H150V208H148ZM157 207V208H156ZM26 209V211L23 213V212H21L23 209ZM37 208V209H36ZM45 208V209H44ZM55 209V210H53V211H55L54 213L52 212V210L51 209ZM60 208H61V211H59L60 210ZM72 208V209H71ZM74 208V209H73ZM84 208L87 210L86 212H85V210H84ZM95 208V209H94ZM117 208V211H119V214H118V212L117 211H113V210H115ZM7 209V210H6ZM44 209V210H43ZM56 209H57V211L59 212V213H57V211H56ZM67 209V210H66ZM69 209V210H68ZM109 209V210H108ZM113 209V210H112ZM123 209L125 210V211H123ZM135 209V210H134ZM140 209H141V211H140ZM9 210V211H8ZM28 210V211H27ZM33 211V213H32V211ZM35 210V211H34ZM37 210V211H36ZM71 210V211H70ZM72 210L73 211H76L75 212V214H73L74 212H72ZM79 210H81V209H79ZM123 211V213H122V211ZM128 210V212H126ZM131 210H133V212L131 213L130 211ZM137 210V211H136ZM143 210V211H142ZM149 210H150V212H149ZM165 212H164V211ZM19 211H20V213H19ZM38 211H39V213H38ZM51 211V212H50ZM70 211V212H69ZM99 211H100V213H99ZM135 211V212H134ZM29 212V213H28ZM64 212H65V214H64ZM68 212V213H67ZM89 212H91V214L89 213ZM102 212H103V214H102ZM142 212V213H141ZM151 212H154V213H151ZM157 212V213H156ZM164 212V213H163ZM4 213V214H3ZM23 213V214H22ZM26 213V214H25ZM28 213V214H27ZM31 213V216L33 215V217H31L29 214ZM43 213H46V215L44 214L43 215ZM56 213V214H55ZM62 213V214H61ZM76 213H78V214H76ZM87 213V214H86ZM127 213V214H126ZM139 213H141V214H139ZM25 214V215H24ZM38 214V215H37ZM40 214V215H39ZM52 215V216H50V215ZM59 214H61V216L62 217H64V216H66V218L70 215L71 217H68V219H74L76 222H73L72 221V224L69 226V225H62V224H60L59 223V221L61 222L62 221V218L61 219H59L60 218V215L58 216ZM64 214V215H63ZM68 214V215H67ZM82 214H85L84 216L82 215ZM93 214V215H92ZM100 214V215H99ZM124 214V215H123ZM159 214V215H158ZM164 214V215H163ZM172 214V213H171ZM24 215V216H23ZM27 215V216H26ZM37 215V216H36ZM75 215V217H73ZM76 215H78V216H76ZM80 215V216H79ZM112 215V216H111ZM114 215V216H113ZM115 215L117 216V215H119L120 217H118L117 216V218L115 217ZM139 215V217H137ZM6 216V217H5ZM44 216V217H43ZM50 218H49V217ZM55 216V217H54ZM91 216V217H90ZM111 216V217H110ZM140 216L142 217V218H140ZM10 217H11V219H10ZM13 217V218H12ZM39 217V218H38ZM53 217V218H52ZM58 217V218H57ZM115 218V219H112V218ZM128 217H130V218H128ZM27 218V219H26ZM52 218V219H51ZM65 218V219H66ZM75 218H77V219H75ZM80 220H79V219ZM92 218V219H91ZM105 218V219H104ZM110 218H111V220H110ZM137 219L138 221H137V223H139V225L138 224H136L137 225V227L139 226V228H145L146 227V223L149 225H147L148 227V229H151L152 228V226L153 227H156V228H154L153 230V232H151V230L149 231L147 228L145 229V230H147L146 232H145V230H138L139 228H133L132 226H134V225H132V224H135L134 223V220H132V219ZM139 218H140V220H139ZM148 218V219H147ZM155 218H157V219H155ZM174 218V217H173ZM15 221V222H13V220ZM17 221H16V220ZM28 219H30V220H28ZM36 219V220H35ZM39 219V220H38ZM48 219V220H47ZM55 219V220H54ZM59 219V220H58ZM91 221H90V220ZM129 219V220H128ZM136 219H135V221H136ZM169 219H171V220H169ZM8 220V221H7ZM33 220L35 221V222H33ZM47 220V221H46ZM50 220V221H49ZM53 220L54 221H56V222H54V224H52L53 223ZM95 220V221H94ZM107 220V221H106ZM109 220V221H108ZM114 220L117 222H114ZM128 220V221H127ZM142 220V221H141ZM162 221V222H165V223H162V222H159V221ZM174 220V219H173ZM172 220V221H173ZM2 221H4V222H2ZM6 221H7V223H6ZM26 221V222H25ZM36 221H39V222H36ZM44 221H46L45 222V224H44ZM119 221V222H118ZM132 221V223H130ZM148 221V222H147ZM169 223H168V222ZM16 222H18V224H20V225H17V223ZM24 222V223H23ZM30 222H33L34 224H30ZM43 222V223H42ZM92 222V223H91ZM111 224H110V223ZM113 222V223H112ZM121 222V223H120ZM142 222V223H141ZM143 222L145 223V224H143ZM150 222V223H149ZM152 222V223H151ZM174 222V221H173ZM11 223H13V224H11ZM16 223V224H15ZM23 223V224H22ZM47 223H49L50 225H47ZM56 223V224H55ZM59 223V224H58ZM80 225V227H79V225ZM94 223V224H93ZM11 224V225H10ZM15 224V225H14ZM24 226V231H22V225ZM77 225V227H78V229H77V227L76 226H73V225ZM91 224V225H90ZM101 224V225H100ZM106 224V225H105ZM115 224V225H114ZM128 224V225H127ZM140 224H143L142 226H145V227H141V225ZM10 225V226H9ZM16 225H17V227H16ZM28 225V226H27ZM42 225V226H41ZM46 225V226H45ZM55 225V226H54ZM57 225V226H56ZM59 225H62L61 226V228L63 229H59ZM110 225V226H109ZM136 225L134 226V227H136ZM20 227V229H18L19 227ZM45 226V227H44ZM59 226V227H58ZM63 226H66V227H63ZM71 226H73V228L71 227ZM83 226V227H82ZM96 226V227H95ZM101 226V227H100ZM102 226L104 227L105 226V228H107V230H106V232H104L103 233V230L105 229V228H102ZM114 226V227H113ZM11 227V228H10ZM27 227V228H26ZM43 227V228H42ZM57 227H58V229H57ZM69 227V228H68ZM71 227V228H70ZM86 227V228H85ZM89 227V228H88ZM100 227V229L102 230V233H101V230H99L98 228ZM163 227V228H162ZM25 228L27 229V230H25ZM37 228H38V230H37ZM68 230L69 229V232L66 230V229ZM79 228H83V229H88L87 231V234H86V231L85 230H83V229H79ZM95 228V229H94ZM109 228V229H108ZM13 229H16L15 231L13 230ZM41 229H43L44 231H42ZM57 229V230H56ZM77 229V230H76ZM90 229H91V231H90ZM131 231H130V230ZM136 231H135V230ZM160 229H161V232H160ZM166 230V232L164 231V230ZM17 230H18V232H19V234H18V232H17ZM30 230V231H29ZM32 230V231H31ZM35 230V231H34ZM38 232H37V231ZM56 230V231H55ZM78 230H79V232H78ZM111 230L113 231V232H111ZM115 230V231H114ZM156 230V231H155ZM8 231V232H9ZM28 231H29V234H28ZM59 231V232H58ZM64 231H67V232H64ZM73 231V232H72ZM93 231V232H92ZM105 231V230H104ZM110 231V232H109ZM119 231V232H118ZM128 231H130L133 235H135V236H133L132 234H130ZM138 231H140L139 232V234L137 233L136 234V232H138ZM143 231V232H142ZM158 231V232H157ZM169 231V233H167ZM31 232V233H30ZM53 232V233H52ZM61 232V233H60ZM75 232V233H74ZM78 232V233H77ZM108 232H109V235L108 236H104V235H106L105 233H107L108 234ZM150 232L153 234V233H156L157 235L160 233V235H163L162 237L160 236H156V234L154 235H152V234H150ZM164 232V233H163ZM45 235H44V234ZM79 233H80V236H78L77 237V235H79ZM93 233V234H92ZM95 233L97 234V235H95ZM110 233H112L111 235H110ZM3 234V233H2ZM10 234V235H9ZM16 234H18L19 235V237L16 235ZM33 234V235H32ZM37 234V235H36ZM59 234V235H58ZM69 234V235H72V237L70 238L69 237V235L67 236V235ZM91 234V235H90ZM124 234V235H123ZM30 235V236H29ZM35 235V236H34ZM40 235V237H38ZM63 235H64V237L66 236L67 238H65L64 239V237H63ZM86 235V236H85ZM91 237H90V236ZM92 235H94V236H92ZM101 235V236H100ZM117 235V236H116ZM123 235V236H122ZM126 235V236H125ZM128 235V236H127ZM139 235V236H138ZM141 235V236H140ZM152 235V236H151ZM9 236V237H8ZM14 236H15V238H14ZM17 236V237H16ZM30 238H29V237ZM43 236V237H42ZM51 236H53V237H51ZM96 236L97 237H100V238H96ZM112 237V238H110V237ZM121 238H120V237ZM136 236H138V237H136ZM155 237V239H153L154 237ZM37 237V238H36ZM45 237V238H44ZM80 237V239H78ZM92 237H95V238H92ZM104 237V238H103ZM109 237V238H108ZM114 237H115V239H114ZM143 237V238H142ZM153 237V238H152ZM7 239V241H6V239ZM16 238H18V241H17V239ZM26 238H29V239H27L26 240ZM40 238H43V239H40ZM107 238V239H106ZM15 239V240H14ZM36 239V240H35ZM38 239L40 240V241H38ZM95 240V241H93V240ZM101 239V240H100ZM106 239V240H105ZM109 239H111L115 244H112L113 242H111V241H109ZM132 239V240H131ZM138 241H137V240ZM152 239V240H151ZM157 239V240H156ZM13 240H14V242H13ZM32 242V243H34V241H35V244H33V245H31V247H30V244L31 243H29L30 241ZM66 240H67V242H66ZM69 240H71L70 242H69ZM73 240V241H72ZM82 240V241H81ZM165 240V241H166ZM36 241H38V242H41L40 244L38 243V242H36ZM104 241V242H103ZM120 241L122 242V243H120ZM125 241V242H124ZM145 241V242H144ZM43 242V243H42ZM83 242V243H82ZM105 242H111L109 245L106 243L105 244ZM119 243L118 245L116 244V243ZM3 243V244H2ZM10 243V244H9ZM15 243V244H14ZM72 243V244H71ZM77 243V244H76ZM96 243V244H95ZM138 243V244H137ZM158 243V244H157ZM160 243H161V241H160ZM173 243H176V242H173ZM188 243V242H187ZM190 243V242H189ZM187 244V245H190V244ZM12 244V245H11ZM14 244V245H13ZM88 244H90V245H88ZM93 244H95L94 246H97V244H99L97 247H94V246H92ZM105 244V245H104ZM171 244H172V242H171ZM185 244V242H183V243H181V246L179 245V246H176V248H177V250H179L181 247H185V245L183 246V245ZM9 245H11V246H9ZM17 245V246H16ZM159 245V246H158ZM1 246H3V247H5V249L3 248V247H1ZM92 246V247H91ZM105 246V247H104ZM112 246H114V247H112ZM115 246H117V247H115ZM129 246V247H128ZM134 246H136L135 248H134ZM156 246H158V248L156 247ZM102 247V248H101ZM104 247V248H103ZM111 247V248H110ZM122 247V250L120 249ZM165 247V248H164ZM7 248V249H6ZM13 248H12V250H11V253H12V255H10L11 253L9 252H6L8 255H9V257H8V255L6 256L7 258H9V260H11V261H9L11 264H14V262H13V260H12V256H13V253H15L14 251H13ZM23 247L21 248V249H24ZM36 248V249H35ZM114 248V249H113ZM127 248V249H126ZM24 249V250H25ZM31 249V250H30ZM95 249V250H94ZM111 249H113V250H111ZM116 249V250H115ZM117 249L119 250V251H117ZM15 250V249H14ZM74 252H73V251ZM106 252H105V251ZM107 250H109L108 252H107ZM116 251V254H115V251ZM142 250H143V252H142ZM148 250V251H147ZM157 250V251H156ZM73 252V253H71V252ZM92 251H94L93 252V254L92 253H90L89 254V252H92ZM98 251V250H97ZM97 251H96V253H97ZM103 253H102V252ZM147 253H146V252ZM80 252H81V254H80ZM86 252V253H85ZM124 252V253H123ZM125 252L126 253H128V254H125ZM162 252V253H161ZM65 253V254H64ZM85 253V254H84ZM113 253V255H111ZM118 253H120V254H118ZM122 253V254H121ZM154 253V254H153ZM63 254V255H62ZM70 254H72V255H70ZM73 254L75 255V256H73ZM84 254V255H83ZM137 254V255H136ZM163 254V255H162ZM178 254V252L177 253H175V254H171L170 256H174V255H177ZM58 255V256H57ZM78 255V256H77ZM80 255V256H79ZM105 255V254H104ZM119 255H120V257H119ZM124 255H127V256H124ZM140 255V256H139ZM142 255V256H141ZM150 255V256H149ZM161 255V256H160ZM54 256H51V257H49V260H47V263H49L51 260H56V263L55 262H50V263H52V264H60L61 263V261L59 262V258L58 259H53L52 257H54ZM69 256H70V258H71V256H72V259L73 258H75V260H72V259H69ZM86 256H89V257H86ZM92 256V257H91ZM114 256V257H115ZM122 256L123 257H125V258H122ZM144 256L146 257V258H144ZM65 257V258H64ZM86 257V258H85ZM137 257V258H136ZM83 258L84 259H87L86 260V262H85V260H83ZM88 258H90V260L88 261ZM167 258V257H166ZM63 259H64V261H63ZM141 259V260H140ZM80 260V261H79ZM137 260V261H138ZM168 260V261H167ZM49 261V262H48ZM88 261V262H87ZM92 263H91V262ZM73 263V262H72ZM78 263H75V264H78ZM79 263V264H80ZM74 264V263H73ZM95 264H96V262H95Z\"/></svg>", "mask_w": 264, "mask_h": 264}]
</instances>
